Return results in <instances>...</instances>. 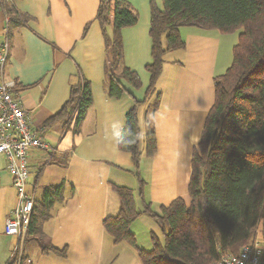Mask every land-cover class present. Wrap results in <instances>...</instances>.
I'll use <instances>...</instances> for the list:
<instances>
[{
	"label": "crops",
	"instance_id": "0c3cea01",
	"mask_svg": "<svg viewBox=\"0 0 264 264\" xmlns=\"http://www.w3.org/2000/svg\"><path fill=\"white\" fill-rule=\"evenodd\" d=\"M101 0H8L26 26L6 31V14L0 6V43L8 41L6 79L17 84L15 98L29 112L32 131L58 114L70 96L71 83L83 76L91 84L93 105L78 133L57 122L42 133L48 151L30 157L29 189L39 201L43 188L65 182L63 202L54 205L42 224L41 239L30 241L6 234V222L16 205L17 190L6 162L0 167V264H141L136 249L115 244L104 220L115 216L120 201L111 185L134 190L141 215L130 230L139 248L151 251L152 238L165 242L160 225L144 213L143 198L155 212L178 198L188 204L192 157L201 141L206 118L215 103V78L233 61L238 43L234 33L182 27L185 49L167 53L156 93L159 106L148 116V103L139 108L145 136L155 131L157 151L143 157L139 169L132 156L118 147L120 131L135 102H144L152 64V3L164 11L163 0H128L138 15L136 25L122 30L125 66L136 72L141 87L121 79L126 93L109 97L105 75L106 45L97 14ZM44 244L65 255L44 253Z\"/></svg>",
	"mask_w": 264,
	"mask_h": 264
},
{
	"label": "trees",
	"instance_id": "16d2710c",
	"mask_svg": "<svg viewBox=\"0 0 264 264\" xmlns=\"http://www.w3.org/2000/svg\"><path fill=\"white\" fill-rule=\"evenodd\" d=\"M163 5L164 11H160L152 3L153 61L146 68L151 74L146 100L135 102L118 138L119 149L132 156L137 171L141 159L151 158L157 151L155 131L142 134L139 108L154 95L152 105L148 103V116L158 108L156 85L165 56L185 49L180 29L239 31L238 43L231 66L215 78V103L192 157L190 203L178 198L155 212L143 198L145 183L137 172L144 213L160 225L164 244L153 237L151 251L138 247L130 227L141 213L129 187L111 185L120 209L104 220V229L115 244L127 243L136 249L141 264H211L222 253L238 255L258 233L264 251V0H163ZM0 6L9 18V28L26 26L31 20L8 0H0ZM97 19L106 45L107 92L109 97L121 99L126 93L121 79L134 88L142 85L138 74L124 64L122 42V30L136 25L138 15L128 0H101ZM92 105L90 82L76 77L62 110L39 132L63 121L66 131L78 133ZM64 188L65 182L43 188L42 199L34 203L27 242L42 238V224L51 218L54 205L63 202ZM43 252L65 255L50 244H44Z\"/></svg>",
	"mask_w": 264,
	"mask_h": 264
},
{
	"label": "built area",
	"instance_id": "2783aa9c",
	"mask_svg": "<svg viewBox=\"0 0 264 264\" xmlns=\"http://www.w3.org/2000/svg\"><path fill=\"white\" fill-rule=\"evenodd\" d=\"M9 18L6 16V31ZM9 43H0V158L6 162L17 190L16 205L6 222V234L26 238L34 211L35 197L30 193V157L36 150L48 151L41 132L32 131L29 112L14 96L17 84L6 79ZM263 242L258 238L245 246L238 255L222 253L211 264H262Z\"/></svg>",
	"mask_w": 264,
	"mask_h": 264
},
{
	"label": "rangeland",
	"instance_id": "374dc122",
	"mask_svg": "<svg viewBox=\"0 0 264 264\" xmlns=\"http://www.w3.org/2000/svg\"><path fill=\"white\" fill-rule=\"evenodd\" d=\"M238 34H239V31L236 32L235 34H232L231 36H233V37H237ZM4 161H5V160H4L3 158H0V167H3V165L5 164ZM257 235H258L257 238H258L259 240H262V236H261L259 233H258Z\"/></svg>",
	"mask_w": 264,
	"mask_h": 264
}]
</instances>
